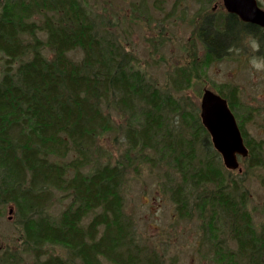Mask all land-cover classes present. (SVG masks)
<instances>
[{
	"label": "trees",
	"instance_id": "16d2710c",
	"mask_svg": "<svg viewBox=\"0 0 264 264\" xmlns=\"http://www.w3.org/2000/svg\"><path fill=\"white\" fill-rule=\"evenodd\" d=\"M222 18L205 17L199 27L201 66L221 59L247 33L264 44L253 24L233 14ZM75 51L78 61L69 56ZM0 70V212L14 207L32 264H159L137 242L124 211L126 169L145 164L178 174L180 183L169 189L175 210L180 217L197 214L219 264H264V229L254 228L235 189L222 182L199 117L187 116L173 94L153 84L80 0H0ZM172 81L180 90L190 74L180 69ZM219 94L233 110L234 92ZM111 107L125 117L118 131L124 155L115 164L88 166L97 140L113 129ZM241 135L251 166L264 165L258 145ZM60 192L70 203L55 217L46 209ZM219 223L231 232L235 251L222 248ZM46 245L63 246L66 256L40 259ZM0 264L18 263L3 255Z\"/></svg>",
	"mask_w": 264,
	"mask_h": 264
},
{
	"label": "rangeland",
	"instance_id": "374dc122",
	"mask_svg": "<svg viewBox=\"0 0 264 264\" xmlns=\"http://www.w3.org/2000/svg\"><path fill=\"white\" fill-rule=\"evenodd\" d=\"M257 1L264 10V0ZM80 2L99 30L111 35L153 84L163 92L173 94L187 116L195 113L199 117L204 90L218 95L222 93L226 98L233 91L237 103L230 110L238 129L240 126V133L243 131L251 145H258L256 155L259 152L264 157V73H257L249 67L247 56L253 53L243 47L241 41L244 36L233 45L243 47L240 55L230 54V46L221 59L201 66L205 50L198 37L199 27L205 17L221 20L228 14L222 0ZM255 36L260 40L258 34ZM44 54L50 57L52 53L44 49ZM260 54H264L263 43ZM69 56L78 61L82 54L75 51ZM180 69L190 74V81L184 88L174 90L172 79ZM113 109L106 110L113 129L97 140L88 166L106 162L115 164L124 155L126 143L118 131L124 125L125 117ZM209 141L211 143L210 136ZM214 151L221 168L222 182L235 189V196L244 202L254 228L261 232L264 229V165L251 166L252 157L248 153L246 157H237L236 169H227L221 155ZM179 183L178 174L164 164L126 169L122 190L124 211L133 221L137 242L152 253L159 264H219L213 240L203 232L197 214L193 211L180 217L175 210L169 189ZM69 203V197L56 193L46 212L56 217ZM219 224L221 232L217 238L222 248L235 251L237 246L231 232ZM23 244L15 209L7 205L0 212V257L9 255L18 264H32L35 257L25 250ZM42 251L45 253L40 259L48 255L66 256V249L61 245H46Z\"/></svg>",
	"mask_w": 264,
	"mask_h": 264
},
{
	"label": "water",
	"instance_id": "95a60500",
	"mask_svg": "<svg viewBox=\"0 0 264 264\" xmlns=\"http://www.w3.org/2000/svg\"><path fill=\"white\" fill-rule=\"evenodd\" d=\"M222 3L227 13L264 29V10L256 0H222ZM199 117L210 136L212 147L221 155L223 165L227 169H236L237 157H246L248 151L227 101L210 90H204Z\"/></svg>",
	"mask_w": 264,
	"mask_h": 264
},
{
	"label": "clouds",
	"instance_id": "9594fccd",
	"mask_svg": "<svg viewBox=\"0 0 264 264\" xmlns=\"http://www.w3.org/2000/svg\"><path fill=\"white\" fill-rule=\"evenodd\" d=\"M241 43L243 47H247L253 53L247 56L249 67L257 73H264V54H260L261 42L259 38L252 33H247L244 35ZM243 47L237 48L236 46H232L228 49V52L233 55H240L243 52Z\"/></svg>",
	"mask_w": 264,
	"mask_h": 264
},
{
	"label": "flooded vegetation",
	"instance_id": "af4514ba",
	"mask_svg": "<svg viewBox=\"0 0 264 264\" xmlns=\"http://www.w3.org/2000/svg\"><path fill=\"white\" fill-rule=\"evenodd\" d=\"M257 1V0H256ZM257 5L262 9V7H261V5H260V3L257 1ZM229 14V13H228ZM238 18V17H237ZM238 20L240 21V22H242L239 18H238ZM242 23H245V22H242ZM254 25V24H253ZM254 26H256L259 30L260 29H262V28H260L259 26H257V25H254ZM262 32H263V29H262Z\"/></svg>",
	"mask_w": 264,
	"mask_h": 264
}]
</instances>
